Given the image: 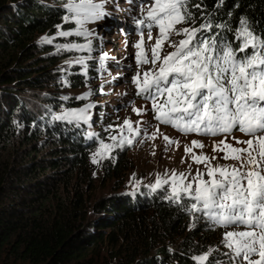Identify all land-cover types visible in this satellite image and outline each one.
I'll list each match as a JSON object with an SVG mask.
<instances>
[{"label":"trees","instance_id":"16d2710c","mask_svg":"<svg viewBox=\"0 0 264 264\" xmlns=\"http://www.w3.org/2000/svg\"><path fill=\"white\" fill-rule=\"evenodd\" d=\"M62 1L0 0V260L193 264L191 257L208 250L199 251L194 238L206 233L208 246L222 229L202 214L207 227L187 229L191 214L165 199L163 189L113 192L94 203L93 218L82 211L83 195L72 187L68 165L86 168L90 140L83 128L54 120L39 104L59 102L54 96L59 89L56 58L46 55L50 46L37 38L65 28ZM216 2L204 0L208 10H215L216 21L235 27L246 16L257 34H264V0H225L220 8ZM80 78L72 80L80 84ZM214 257L227 259L222 251Z\"/></svg>","mask_w":264,"mask_h":264},{"label":"snow or ice","instance_id":"6c2138e0","mask_svg":"<svg viewBox=\"0 0 264 264\" xmlns=\"http://www.w3.org/2000/svg\"><path fill=\"white\" fill-rule=\"evenodd\" d=\"M224 3L225 0H217L215 8ZM66 7L73 15L65 16V21L75 19L81 29L86 22L106 15L103 4L93 3V0H79V3L68 0ZM194 9H198L199 14ZM141 12L143 19L135 21L137 26L149 29L150 41L153 27L158 29L159 35L151 47L150 57H142L140 42L134 45L138 49V71L132 77L136 95L151 102L155 120L171 125L182 134L223 135L224 139L213 143V152L224 151L222 159L237 162L233 165L212 164L216 156L193 154L192 160L204 164L205 171L197 170L190 180L185 173L173 171L170 179L158 177L154 184L146 187L153 193L163 189L165 199L181 205L195 218H199L196 214H202L212 224L225 229L221 244L227 250L223 252L227 259L215 258L214 253L219 249L209 248L191 257L193 264H264V34H257L246 16L239 17L235 27L229 21H216L215 10H208L204 0L199 3L193 0H141ZM228 16L232 17L231 11ZM227 33H232L233 39L230 40ZM73 34L59 32L61 36ZM75 34L89 37L93 30L85 29ZM173 36L182 38L174 41ZM41 40L51 43V40ZM165 43L173 50L162 55ZM60 47L69 51H91V41L87 45ZM106 58L107 54L101 57ZM73 62L84 64L79 57L66 63ZM144 64L152 67L141 72L139 69ZM80 98L86 99L87 94ZM92 107L94 105L89 104L66 110L52 118L79 128L81 123L87 124L91 119L87 113ZM132 110L137 115L143 111ZM123 126L130 134H139V129L128 119L124 120ZM234 131L249 138L236 139L232 135ZM96 135L89 131L87 138ZM229 135L235 144L245 146L227 143ZM152 138L155 139V135ZM163 138L167 144H178L167 135ZM112 139L117 138L113 136ZM125 144L131 146V135H122L114 145L101 141L92 154V162L99 163L97 157L109 158L114 147ZM191 144L192 147L185 146L186 154L192 153L193 148L205 147L197 140ZM181 162H184L183 158ZM205 175L208 179H204ZM133 183L134 190H138L139 181ZM184 199L191 203L183 204Z\"/></svg>","mask_w":264,"mask_h":264},{"label":"rangeland","instance_id":"374dc122","mask_svg":"<svg viewBox=\"0 0 264 264\" xmlns=\"http://www.w3.org/2000/svg\"><path fill=\"white\" fill-rule=\"evenodd\" d=\"M60 3L65 8L67 16L71 17L73 14L66 7L68 0ZM73 3H79V0H73ZM93 3L103 4V11L106 13L104 18L86 22L83 29L77 25L75 19L70 18L65 21V28H58L53 34H43L37 38L40 44L50 46L46 55L56 58L57 63L54 66L58 72L56 82L59 83L55 87L59 89L54 94L59 102H54L53 105L39 102L42 105V111L52 118L54 115H61L66 110L80 109L89 104L94 105L87 113L91 117L89 122L80 125V128L84 129L83 137L85 139H88L89 131L97 134L92 139H88L91 145L88 150V165L84 169L68 165V168L73 171L71 174L72 187L79 189L82 193V211H86L89 219L94 217L92 211L94 203L113 192L128 194L142 188H149L146 186L154 184L158 177L170 179L173 171L185 173L189 180L197 170L205 171L204 164H198L192 160L193 154L203 153L209 157L216 156L217 159L212 160V164L233 165L237 163L233 160L222 159L221 157L225 155L224 151L218 149L213 152V143L224 139L223 135L182 134L171 125L161 124L155 120L151 102L136 95L137 89L132 83V77L138 71L136 63L138 49L136 47L133 49L132 45L140 42L142 46L143 41L146 43L149 31L147 27L137 29L135 22L143 19L141 0H93ZM117 27L125 28L127 36L118 37ZM85 29L93 30V35L85 37L75 34ZM140 30L142 32L138 34ZM62 31L74 34L61 36L59 32ZM151 32L153 39L150 47L155 44V38L159 35L158 29L155 27L151 29ZM141 36H143V40H141ZM41 38L51 40V43L42 42ZM181 38V36H173L172 40L176 41ZM89 41H91V51L87 49L69 51L60 47L67 44L87 45ZM172 50L165 43L161 54ZM104 54H107V58L101 59ZM77 57L83 59V65L74 62L66 63ZM151 67L150 64H144L139 70L143 72ZM77 75L81 77L80 84L72 80V77ZM85 94H87V98L81 99L80 97H84ZM62 97H67V99H62ZM133 108L143 111L137 115L133 112ZM125 119L131 121L134 128L139 129V134L132 135L128 132L127 128L123 126ZM157 128L160 129L159 132L156 131ZM122 135H131V146L125 144L123 147H114L109 158L97 157L100 162L96 164L92 162V154L99 148L101 141L109 145L118 144ZM153 135H155V139L152 138ZM165 135L173 141H177L178 144H167L163 138ZM232 135L239 140L249 138L239 131H234ZM232 135L227 137V143L233 144L235 147L245 146L235 144ZM113 136L117 139L113 140ZM193 140L202 142L205 147L203 149L193 148L192 153L186 154L185 146L192 147ZM219 147L223 148V145ZM182 158L183 163L181 162ZM204 179H208V177L205 175ZM133 181H139L138 190H134ZM165 188H168V185H165ZM71 195L73 194L71 193ZM196 215L199 218H195L191 214L190 220L187 222V229L207 227L203 224L201 214ZM220 228L222 230L216 232L212 244L208 246L204 244V240L208 236L206 233L194 238V243L199 244V251L205 248L227 251L221 244L225 229ZM206 231L211 234L209 230ZM105 232L108 233V231ZM101 254L108 260L109 256L106 254V250L102 249ZM0 264H11V261L4 258L0 260ZM15 264L27 263L17 262Z\"/></svg>","mask_w":264,"mask_h":264},{"label":"bare ground","instance_id":"6f19581e","mask_svg":"<svg viewBox=\"0 0 264 264\" xmlns=\"http://www.w3.org/2000/svg\"><path fill=\"white\" fill-rule=\"evenodd\" d=\"M151 41L147 40L146 43L143 41L141 50H142V56H151ZM132 48L134 49V45H132Z\"/></svg>","mask_w":264,"mask_h":264},{"label":"clouds","instance_id":"9594fccd","mask_svg":"<svg viewBox=\"0 0 264 264\" xmlns=\"http://www.w3.org/2000/svg\"><path fill=\"white\" fill-rule=\"evenodd\" d=\"M117 30H118V27H117Z\"/></svg>","mask_w":264,"mask_h":264}]
</instances>
